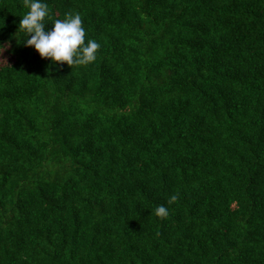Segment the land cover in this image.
Masks as SVG:
<instances>
[{
	"label": "trees",
	"instance_id": "obj_1",
	"mask_svg": "<svg viewBox=\"0 0 264 264\" xmlns=\"http://www.w3.org/2000/svg\"><path fill=\"white\" fill-rule=\"evenodd\" d=\"M46 2L100 48L0 0V264H264V0Z\"/></svg>",
	"mask_w": 264,
	"mask_h": 264
},
{
	"label": "clouds",
	"instance_id": "obj_2",
	"mask_svg": "<svg viewBox=\"0 0 264 264\" xmlns=\"http://www.w3.org/2000/svg\"><path fill=\"white\" fill-rule=\"evenodd\" d=\"M23 6L28 10L20 16L18 30L24 33L25 46L33 47L42 58H48L53 64L66 62L70 66H86L95 61L100 44L93 38L86 40L79 13L69 12L62 19L52 20L46 0H23ZM46 18L52 20L50 29ZM175 198L171 197V201ZM154 211L159 218L169 214L165 205L156 206Z\"/></svg>",
	"mask_w": 264,
	"mask_h": 264
}]
</instances>
